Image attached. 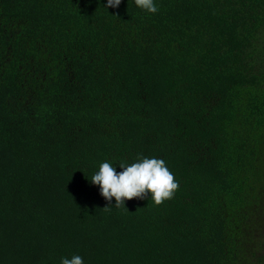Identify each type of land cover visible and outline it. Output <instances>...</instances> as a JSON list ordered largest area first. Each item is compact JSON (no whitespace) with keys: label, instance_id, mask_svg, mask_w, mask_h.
<instances>
[{"label":"trees","instance_id":"16d2710c","mask_svg":"<svg viewBox=\"0 0 264 264\" xmlns=\"http://www.w3.org/2000/svg\"><path fill=\"white\" fill-rule=\"evenodd\" d=\"M0 0V264H264V0ZM173 198L105 211L107 161Z\"/></svg>","mask_w":264,"mask_h":264},{"label":"clouds","instance_id":"9594fccd","mask_svg":"<svg viewBox=\"0 0 264 264\" xmlns=\"http://www.w3.org/2000/svg\"><path fill=\"white\" fill-rule=\"evenodd\" d=\"M135 4L150 13L158 12L154 0H134ZM121 0H107V7L116 8ZM122 172L117 173L112 164L105 161L96 172L91 182L100 186V194L108 202L103 209L110 210L112 198H115L116 208H125V201L133 198L144 199L147 193H151V199L156 205L173 198L178 189V182L166 167L165 161L157 158L137 157V162L132 164L120 163ZM61 264H83V258L79 255L69 258H61Z\"/></svg>","mask_w":264,"mask_h":264}]
</instances>
